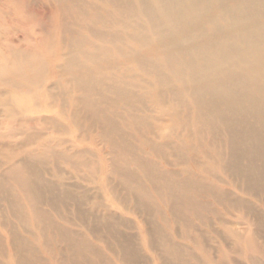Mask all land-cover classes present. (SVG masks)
<instances>
[{"label": "bare ground", "instance_id": "6f19581e", "mask_svg": "<svg viewBox=\"0 0 264 264\" xmlns=\"http://www.w3.org/2000/svg\"><path fill=\"white\" fill-rule=\"evenodd\" d=\"M233 254L264 264V0H0V264Z\"/></svg>", "mask_w": 264, "mask_h": 264}, {"label": "rangeland", "instance_id": "374dc122", "mask_svg": "<svg viewBox=\"0 0 264 264\" xmlns=\"http://www.w3.org/2000/svg\"><path fill=\"white\" fill-rule=\"evenodd\" d=\"M16 37H18L19 39H23V34L20 32L16 35ZM238 215V214H236ZM247 227L245 225L240 226V231H244ZM220 255L218 252H216V260L218 259L219 263H223L221 262V260L219 261ZM221 259V258H220ZM233 259L235 260L234 262H232V264H248V262L242 258L240 255L237 254H233Z\"/></svg>", "mask_w": 264, "mask_h": 264}]
</instances>
